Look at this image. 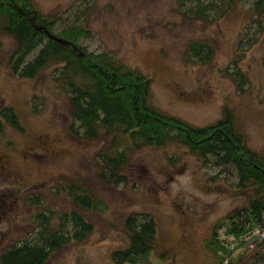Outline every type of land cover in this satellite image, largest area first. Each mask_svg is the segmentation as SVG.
<instances>
[{
    "label": "rangeland",
    "instance_id": "obj_1",
    "mask_svg": "<svg viewBox=\"0 0 264 264\" xmlns=\"http://www.w3.org/2000/svg\"><path fill=\"white\" fill-rule=\"evenodd\" d=\"M31 1L58 18V29L84 24L89 35L81 44L89 51L150 76L151 107L194 126L216 122L227 108L247 146L264 156V13L256 0ZM198 2L214 5L206 18L198 17ZM193 42L211 46L208 60L189 53ZM14 43L0 32V110L14 107L24 127L6 125L0 134V254L34 237L38 213L51 215L49 226L57 229L60 214L77 211L92 232L46 264H113L111 253L127 243L126 217L147 213L158 232L153 264H214L205 241L217 221L247 206L251 196L236 187L235 170L170 142L128 150L120 169L125 181L101 178V171L109 173L102 158L114 154L113 143L72 133L78 122L54 68L31 79L12 73L7 61ZM71 183L87 186L104 209L77 207L65 191ZM36 194L39 203L31 201ZM256 248L247 246L250 253Z\"/></svg>",
    "mask_w": 264,
    "mask_h": 264
},
{
    "label": "trees",
    "instance_id": "obj_2",
    "mask_svg": "<svg viewBox=\"0 0 264 264\" xmlns=\"http://www.w3.org/2000/svg\"><path fill=\"white\" fill-rule=\"evenodd\" d=\"M213 7L198 2V17L206 18V12ZM254 7L263 14L264 0H256ZM57 21L55 15L40 11L31 0H0V32L15 40L7 61L12 73L31 79L46 68H54L56 81L70 96L73 120L78 122V129L70 126L72 133L90 140L101 136L113 143L114 154L104 153L102 158L109 173L105 176L101 171L99 176L111 182L125 181L120 169L127 161V151L145 146L164 147L176 142L200 157L214 156L216 163L235 170L236 187L250 191L251 196L247 206L217 221L205 245L214 264L264 263V240L250 253L243 239L248 230L264 226V156L258 157L247 146L234 126L232 113L225 108L224 116L216 122L194 126L151 107L150 76L107 53L86 49L81 44L89 35L84 24L58 29ZM211 52L206 43L193 42L189 46V53L201 61L208 60ZM6 125L19 132L24 130L18 111L10 105L0 110V134ZM65 191L83 210L104 209L87 186L71 183ZM31 201L39 203L38 194ZM59 218L58 228L53 229L49 226L51 215L38 213L39 229L34 237L1 252L0 263L46 264L52 253L71 240L82 242L93 230L92 223L77 211L60 214ZM124 224L127 243L111 253L113 264H153L150 255L158 242L153 217L131 214Z\"/></svg>",
    "mask_w": 264,
    "mask_h": 264
},
{
    "label": "built area",
    "instance_id": "obj_3",
    "mask_svg": "<svg viewBox=\"0 0 264 264\" xmlns=\"http://www.w3.org/2000/svg\"><path fill=\"white\" fill-rule=\"evenodd\" d=\"M244 240L247 242V246L253 247L258 242L264 240V226L254 227L244 234Z\"/></svg>",
    "mask_w": 264,
    "mask_h": 264
}]
</instances>
